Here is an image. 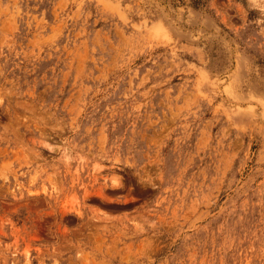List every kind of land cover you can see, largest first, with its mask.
<instances>
[{"label":"rangeland","instance_id":"1","mask_svg":"<svg viewBox=\"0 0 264 264\" xmlns=\"http://www.w3.org/2000/svg\"><path fill=\"white\" fill-rule=\"evenodd\" d=\"M0 264H264V0H0Z\"/></svg>","mask_w":264,"mask_h":264}]
</instances>
